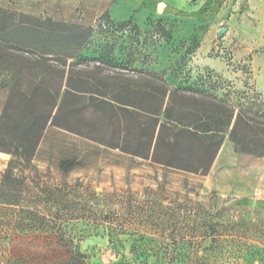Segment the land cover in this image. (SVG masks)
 <instances>
[{
	"label": "rangeland",
	"instance_id": "374dc122",
	"mask_svg": "<svg viewBox=\"0 0 264 264\" xmlns=\"http://www.w3.org/2000/svg\"><path fill=\"white\" fill-rule=\"evenodd\" d=\"M64 1L78 6L67 14ZM162 1L200 11L188 37L175 38L177 18L157 19L166 34L134 36L107 31L86 16L80 23H92L94 32L80 55L89 61L72 68L93 70L102 56L113 62L105 74L158 73L172 86L264 108V0ZM0 6L66 19L86 9L97 16L107 0H0ZM137 7L118 0L113 13L129 17L135 9L144 22L146 8ZM204 38L222 71L195 61ZM9 84L0 75V116ZM86 100L81 96L77 105L87 107ZM82 117L95 122L91 108ZM90 122H75L76 132L49 124L38 144L21 139L10 152L0 150V186L7 169L25 186L20 204L0 202V264H246L264 252V157L235 152L226 137L209 172L185 171L102 144L104 134ZM65 158L80 163L68 174L59 166ZM44 187L61 192L46 197Z\"/></svg>",
	"mask_w": 264,
	"mask_h": 264
},
{
	"label": "trees",
	"instance_id": "16d2710c",
	"mask_svg": "<svg viewBox=\"0 0 264 264\" xmlns=\"http://www.w3.org/2000/svg\"><path fill=\"white\" fill-rule=\"evenodd\" d=\"M77 15L82 18L83 13ZM80 22L0 6V75L10 82L0 116L1 151L10 152L21 139L38 144L49 124L76 132L72 125L90 122L82 115L91 108L95 122L90 124L104 134L99 142L165 166L206 174L226 137L235 152L264 157V108L236 105L199 87L172 86L158 73L142 78L105 74V66L113 62L102 56L94 59L93 70L73 69L89 61L80 53L94 32L92 23ZM96 22L112 33L136 36L162 29L166 34L161 21L142 30L131 20L114 21L104 13ZM81 96H87L85 108L77 105ZM79 164L65 158L59 166L68 174ZM24 187L7 169L0 202L20 204ZM56 192L61 189L41 190L46 197H57ZM246 264H264V252Z\"/></svg>",
	"mask_w": 264,
	"mask_h": 264
},
{
	"label": "crops",
	"instance_id": "0c3cea01",
	"mask_svg": "<svg viewBox=\"0 0 264 264\" xmlns=\"http://www.w3.org/2000/svg\"><path fill=\"white\" fill-rule=\"evenodd\" d=\"M128 2V0H125ZM118 0H107V9L104 12H101L97 16H90L91 13L86 9L87 11L82 12L83 16L82 18H79L77 13H73L69 18L68 15L66 19L63 17H58L57 15H54L53 13L49 14L48 16L53 17L54 19H61V20H67L71 22H80L81 19H86L87 17H90V21L93 20V22L97 21L103 15L106 13V15L114 20V21H127L131 20L134 24H136L140 29L142 30H148L150 29L153 24L157 21V19L160 18H166V19H179V22L181 24L180 28H178V31L175 32V38L182 39L184 37H188L191 34V31L193 30L194 23L196 22L198 16L200 15V11H195L192 9H184L178 4L169 3L166 1L158 2V0H133L136 6H138L136 9H140L142 6L146 8V14L147 16L144 19V22H140V20L135 16V9H130L131 16L129 17H122V16H116L113 13L114 6L117 4ZM63 7L66 9V13L68 14L72 10H74L78 6V2L74 1L73 3L69 4L64 1ZM125 4V2H124ZM159 13H162L161 15ZM93 15V14H92ZM151 17L152 20L149 19ZM94 18V19H93ZM212 41H209V39L204 38L200 41V46H198V50L195 56V61L201 65L202 67L209 68L215 71H222L224 66L222 61L219 58H214L209 56V53L212 50ZM259 81L261 82V87L264 88V76L261 75L259 77Z\"/></svg>",
	"mask_w": 264,
	"mask_h": 264
},
{
	"label": "water",
	"instance_id": "95a60500",
	"mask_svg": "<svg viewBox=\"0 0 264 264\" xmlns=\"http://www.w3.org/2000/svg\"><path fill=\"white\" fill-rule=\"evenodd\" d=\"M225 30H226L225 28L220 29V31H219V35L222 36L223 33L225 32Z\"/></svg>",
	"mask_w": 264,
	"mask_h": 264
}]
</instances>
